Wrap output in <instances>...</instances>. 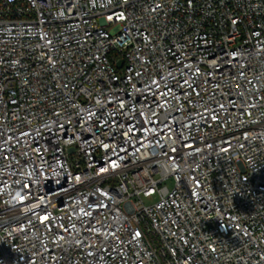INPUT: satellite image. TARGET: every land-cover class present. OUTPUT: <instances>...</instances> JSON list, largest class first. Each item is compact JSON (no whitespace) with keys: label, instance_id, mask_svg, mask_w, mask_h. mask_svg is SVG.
Segmentation results:
<instances>
[{"label":"built area","instance_id":"built-area-1","mask_svg":"<svg viewBox=\"0 0 264 264\" xmlns=\"http://www.w3.org/2000/svg\"><path fill=\"white\" fill-rule=\"evenodd\" d=\"M0 264H264V0H0Z\"/></svg>","mask_w":264,"mask_h":264},{"label":"rangeland","instance_id":"rangeland-1","mask_svg":"<svg viewBox=\"0 0 264 264\" xmlns=\"http://www.w3.org/2000/svg\"><path fill=\"white\" fill-rule=\"evenodd\" d=\"M166 184H167V186H168L169 188H172V187H173V181H172V180H168V181L166 182Z\"/></svg>","mask_w":264,"mask_h":264}]
</instances>
